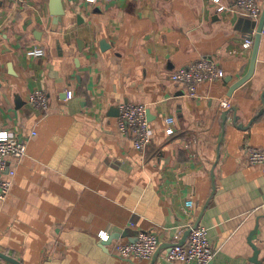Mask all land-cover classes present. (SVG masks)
<instances>
[{"label": "crops", "instance_id": "0c3cea01", "mask_svg": "<svg viewBox=\"0 0 264 264\" xmlns=\"http://www.w3.org/2000/svg\"><path fill=\"white\" fill-rule=\"evenodd\" d=\"M221 5L0 0V132L28 142L0 202V253L20 264H185L168 251L194 223L209 230L211 264H264V170L247 154L264 150V34L253 76L225 102L249 71L253 47L243 44L259 20L232 0ZM32 47L46 56L29 58ZM202 58L226 77L198 85L192 98L170 75ZM37 91L47 110L29 103ZM125 104L148 106L144 152L118 128ZM145 232L160 242L156 257L117 255V242Z\"/></svg>", "mask_w": 264, "mask_h": 264}, {"label": "built area", "instance_id": "2783aa9c", "mask_svg": "<svg viewBox=\"0 0 264 264\" xmlns=\"http://www.w3.org/2000/svg\"><path fill=\"white\" fill-rule=\"evenodd\" d=\"M19 6H25L27 0H11ZM89 3L104 0H87ZM114 1V0H107ZM218 6V12L226 9L221 5V0H214ZM237 11L252 20H259L262 14V6L259 0H232ZM256 34V32H255ZM262 34H264V27ZM254 38V37H253ZM253 38L245 40L243 47L251 49L254 45ZM29 58H44L46 51L43 48L32 47L26 52ZM226 77L216 62L210 58H202L186 67L180 68L170 75L174 84L187 88L188 95L192 98L197 97V87L202 83H211L217 80H223ZM67 99L74 97L72 91L66 92ZM29 103L39 109L47 110L49 101L45 93L37 91L30 95ZM118 128L121 133L132 135L133 147L139 152H144L152 142L153 131L151 122L148 118V106L145 104H125L121 107L117 119ZM168 135H172L175 120L166 119ZM33 136L35 134L33 133ZM27 140L17 139L8 131L0 132V202H5L10 195L11 188L16 176V166L27 155ZM251 164L258 165L264 170V150L250 147L247 150ZM14 164H17L16 166ZM193 202L187 201L189 208L193 207ZM189 231V237L186 243L181 244L176 241L168 251V258L172 261L190 264H211L215 253L208 238L209 230L202 225L194 223L186 226ZM101 241H109L110 234L102 232L99 235ZM160 242L153 233H140L136 242H117L115 252L124 259L150 260L159 251Z\"/></svg>", "mask_w": 264, "mask_h": 264}, {"label": "water", "instance_id": "95a60500", "mask_svg": "<svg viewBox=\"0 0 264 264\" xmlns=\"http://www.w3.org/2000/svg\"><path fill=\"white\" fill-rule=\"evenodd\" d=\"M59 6V9L56 10L54 12V16L57 17L58 19L62 18L65 15V9H63V7L60 8V5L57 4ZM263 27H264V8L262 10V14L261 17L257 23V30H256V34H255V40H254V46H253V51H252V57H251V61H250V65H249V71L247 72V74L245 76H243V73H241V79L239 81H237L236 83H234L230 89L229 92L227 94V97L225 99V102H229L231 97L233 96L234 92L239 89L242 85H244L252 76L255 70V66H256V62H257V55H258V51H259V45L261 42V37H262V31H263ZM234 111H236L234 109ZM198 225V224H196ZM188 235H189V231H188ZM137 241V238L135 239L134 242ZM183 244V242L181 243ZM158 252L156 253L155 257L157 256ZM0 258L5 259L13 264H20L18 261L9 258L8 256H5L4 254L0 253Z\"/></svg>", "mask_w": 264, "mask_h": 264}]
</instances>
